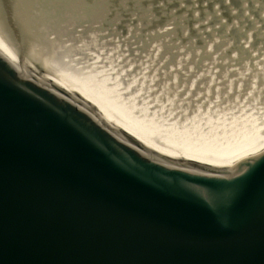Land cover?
Listing matches in <instances>:
<instances>
[{"label":"water","instance_id":"obj_1","mask_svg":"<svg viewBox=\"0 0 264 264\" xmlns=\"http://www.w3.org/2000/svg\"><path fill=\"white\" fill-rule=\"evenodd\" d=\"M77 102L0 44V264H264V143L188 170Z\"/></svg>","mask_w":264,"mask_h":264},{"label":"bare ground","instance_id":"obj_2","mask_svg":"<svg viewBox=\"0 0 264 264\" xmlns=\"http://www.w3.org/2000/svg\"><path fill=\"white\" fill-rule=\"evenodd\" d=\"M45 1L0 0V44L61 94L73 92L79 108L93 110L114 133L188 170L242 165L264 143V0H252L255 8L247 0L250 16H241L252 27L242 31L238 15L240 32L235 25L227 39L205 35L203 21L216 13L208 5V16L176 24L189 0L166 11L154 6L150 25L138 11L158 0H54L53 8ZM216 8L220 17L227 11ZM182 38L194 41L176 46Z\"/></svg>","mask_w":264,"mask_h":264},{"label":"rangeland","instance_id":"obj_3","mask_svg":"<svg viewBox=\"0 0 264 264\" xmlns=\"http://www.w3.org/2000/svg\"><path fill=\"white\" fill-rule=\"evenodd\" d=\"M64 1H66V0H64ZM107 1H109V0H107ZM148 1L149 0H145L144 3L143 4L141 3V4L144 5L145 3H148ZM186 1L187 0H184V1L183 0H158L154 4L150 3V4H152V5L149 4L150 6H148V4H146L145 6H143L145 9L142 8L143 10L142 11H138V12L141 13V14L145 13L144 16H143L145 18V20L143 21V23L150 25V24H152V20H150V18H151L152 13H154L153 12V9H154L153 7L154 6H157L158 5L159 8L162 11H166V7L168 6V3L171 4V2H177V3H179L182 6L183 3H186ZM189 1H190V4H188V7L189 8L187 9L189 11L187 12V14L185 16L178 18V19H181V23L179 24V22H178L176 24H178L182 28L181 25L183 23L190 21V20L188 21L187 17H193V16L194 17H197V16H199L198 14L200 12L202 13V17H204V15L205 16H208L207 10H204V8H203L206 5H208L207 7L213 8L216 13H215V15L212 14L210 16L211 18H208V19L205 18V20L203 21L204 24H206L205 26H206V30H207L205 32V35H207L209 32H211L209 35H212L213 37H216V38L218 36H223L226 39L227 38H230V36L232 35V33L235 32V29H236L235 28V25H236L235 24L236 16H238V15L239 16H241V15L250 16L249 14L246 13L247 11L245 10L249 6V4H250V1L247 2V0H234L233 3H232V0H231V2H229L230 4H227V1L228 0H224V1L223 0H189ZM261 2H262V0H261ZM57 3H55L54 0H46L45 1L46 6H51V4H52V7L51 8L55 7V5H57ZM76 3H79V1L76 0ZM80 3H82V2H80ZM84 3H87V1L84 0ZM251 4H252L251 6H253V8H255L256 6H258L257 1H252ZM70 5H73L72 4V1H70ZM217 5L223 6V9H227V11L229 10L232 13L234 12L235 13V18L234 17H232V18L231 17H227L226 15H229L227 11H223L222 12L223 13V16L226 17L225 19H223V16H221V17H220V15L217 16V14L219 12V11H216L217 10V8H216ZM161 7L162 8L164 7V9H162ZM174 7L175 6H173V9H174ZM17 8H19V6H17ZM82 8L83 7H81V10H82ZM162 11H158L157 13H159L160 16H162L164 14ZM249 11H250V9H249ZM259 13H260V19H263V17H264L263 16V13L261 11ZM166 15H170V14L168 13ZM89 16L91 17V20L90 21L93 23L95 21L94 20L95 18L92 19V17H93L92 16V13ZM160 16H158V17L161 18ZM257 16H259V14H257ZM238 18H239V20H242L243 22H245L244 23L245 24V27L242 29V31H246V30H248L249 28L252 27L251 26V23L250 24H247L246 23V19L243 18L242 16H241V18L240 17H238ZM250 18H253V17H250ZM255 18L258 19L257 17H255ZM218 21H220V22H222V21L225 22L226 21V23H225V25H224V23L223 24H219ZM229 21H230V23H229ZM262 22H264V21H262ZM85 23H87V22H85ZM194 24H195L194 21H192V23L186 24V28L191 29L190 28V25H194ZM197 24H199V23H197ZM225 26H227L226 29H225ZM236 27H237V25H236ZM145 30L143 32L146 33ZM237 31L240 32V30L238 29V27H237ZM178 33H181V32H178ZM183 34H184V32H183ZM196 40H198V39H196ZM199 40H201V39L199 38ZM191 41H194V40H190V39H186L185 40V39L182 38L181 41L176 44V46H179L180 47V45L183 44L184 42H191Z\"/></svg>","mask_w":264,"mask_h":264}]
</instances>
